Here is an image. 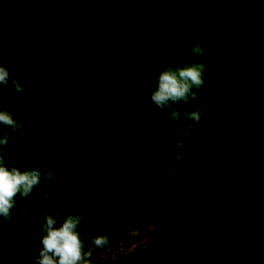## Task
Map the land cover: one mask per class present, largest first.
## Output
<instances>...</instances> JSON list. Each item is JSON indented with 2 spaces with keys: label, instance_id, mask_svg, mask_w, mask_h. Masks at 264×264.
I'll return each mask as SVG.
<instances>
[{
  "label": "trees",
  "instance_id": "16d2710c",
  "mask_svg": "<svg viewBox=\"0 0 264 264\" xmlns=\"http://www.w3.org/2000/svg\"><path fill=\"white\" fill-rule=\"evenodd\" d=\"M155 2L160 4L151 6L150 0H0V62L21 77L24 94L33 102H42L46 89L56 92L54 81L62 93L77 91L85 104L83 122L94 133L86 157L92 164L80 166L77 160L67 165V151L78 149V145L69 146L66 139L49 141L26 133L9 140L5 149L9 163L54 170L50 182L34 189L30 197L17 199L16 206L23 203L24 209L13 210L12 217L27 208H37L39 202L49 209L50 193L55 195L56 209L50 214L82 215L81 206L88 203L91 191L112 175H120L128 165L132 176L138 170L144 174L135 176L138 181L123 188V193L148 188L153 202H160V214L175 226L185 251L159 264H193L192 256L196 264H261L264 194L244 190L247 183L241 184L245 186L239 192L234 187L240 184L225 188L220 183L254 154L256 148L244 150L243 140L264 138V123L256 125V119L248 120L245 112L249 90L264 93V0ZM153 17L160 22L149 24L156 22ZM86 27H93V35L101 43L105 41L101 32L107 30L124 51L137 52L145 59L133 72V65L124 63V79L116 97L106 95L101 74L97 77L99 91L86 87L78 64L65 59L67 53L85 46L82 31ZM196 42L208 49L205 85L196 100L175 107L182 111L198 105L203 116L194 124L189 138L181 140L182 122L163 126L168 113L161 115L155 105L141 111L140 102L150 95L161 62L178 64L186 55L184 48ZM13 65L29 67L26 72L15 71ZM126 93L128 101L116 112ZM36 94L40 95L38 100ZM258 116L264 119V97L258 102ZM248 124L251 131L244 132ZM59 149L64 152L60 160L56 156ZM142 160L143 167L136 169L134 165ZM216 161L222 163L217 173L211 169ZM205 177L210 180L208 187ZM0 220L7 225L12 218ZM101 224L105 225L102 229L108 228ZM144 226L140 222L130 224L124 229L125 237ZM104 230L92 232L88 241L103 235ZM139 237L142 235L131 240ZM240 237L242 245H231ZM123 238L111 242L114 249L120 247L118 241Z\"/></svg>",
  "mask_w": 264,
  "mask_h": 264
},
{
  "label": "rangeland",
  "instance_id": "374dc122",
  "mask_svg": "<svg viewBox=\"0 0 264 264\" xmlns=\"http://www.w3.org/2000/svg\"><path fill=\"white\" fill-rule=\"evenodd\" d=\"M150 2L151 6L160 4V2L153 4V0H150ZM149 13L150 15L154 14L151 7H149ZM152 19L156 22L149 21V24L160 22L156 17ZM92 28L86 27L82 31L85 46L75 48L72 54L67 53L65 59L68 62L73 60L74 64H78L77 71L86 87H91L96 92L99 91L97 77L101 74L105 77L102 79V83L107 86L108 92L106 95L116 97L120 93V83L124 79L123 72L125 69L122 67L124 63L127 62L131 67L133 65L131 70L133 72L145 63V59L139 57L137 52L129 51L127 53V51H124L120 42L107 30L101 32V37L105 40L101 43L93 35ZM0 65L3 64L0 62ZM17 66H12L15 71L26 72L29 67V65ZM10 73L12 78L21 82V77L14 76L11 71ZM52 85L56 88V92H47L46 89L45 96L41 95L45 99L42 102H33L26 93H17L9 84L8 88L0 89V106L7 105L16 119L24 121L26 133L49 141L66 139L69 146L72 144L78 145V149L67 151V165L72 160H77L78 166L82 163L91 165L92 162L87 160L86 157L90 153V141L94 139V133L83 122L85 104L77 91L62 93L55 81ZM124 85L126 88L129 87L128 82H124ZM39 97L40 95H37L35 98L38 100ZM263 97L264 93L262 91L250 89L245 99L248 110L245 111L248 113L247 119H256L255 123L259 126L264 123V119L262 116H255L258 111V102H261ZM128 99L129 95L124 94L119 104L116 105L115 111L120 112ZM251 108L253 110L250 113ZM5 130L8 129L0 127V133ZM242 130L244 132L251 131L250 125L248 124ZM242 146L244 150L256 148L254 154L246 157V159L250 158L247 163H241L234 171L232 170L233 172L230 171L226 174L220 185L225 188H233L235 185L240 184V187H234L239 192L245 186H241V184L247 183L248 187H245L244 190L255 195H263L264 138L262 135L259 138L250 137L243 140ZM56 156L59 160L62 159L64 156L63 150L59 149ZM144 163L143 160L139 161L134 167L141 169ZM234 164L235 160L233 161ZM211 166L212 171L217 173L221 171L222 163L216 161ZM128 168L127 165V169L120 175H112L106 182L98 186L99 188L93 192L91 191L88 203L81 206L82 216L85 217L82 221V228L84 233L89 234L88 238L92 232L98 233L100 230H104L102 227L105 225L101 223L108 225V228L105 227L103 235L113 237L111 242L124 237L118 241L120 244L118 249H114L113 246L110 249H96L92 255L94 264H159L183 255L185 251L180 245L175 226L160 214L158 209L160 202H157L159 204L153 202L150 190L143 187L135 193H123V188L128 187L133 181H138V177L135 176H143L144 174L138 170L137 175L132 176ZM204 185L206 187L210 185V180L207 177L204 178ZM48 197L51 200L49 209L44 208V202H39L37 208H27L19 212L12 217V221L7 225H4L0 220V264H35L36 255L40 251L39 240L44 215L53 213L56 210L54 205L55 195L50 193ZM256 198V196H253V200H256ZM23 209L24 204L21 203L14 210ZM138 222L144 223L145 226L142 229L131 231L125 237L124 229L130 224ZM139 235H142V237L131 240V237H138ZM88 243L90 244L91 241H88ZM125 243L127 244L125 245ZM242 243L243 239L240 237L231 242V245L240 246ZM258 246L261 248L260 245ZM260 258L262 260V262L260 261L261 264H264L263 251L260 252ZM191 259L193 264L197 263L194 256Z\"/></svg>",
  "mask_w": 264,
  "mask_h": 264
},
{
  "label": "clouds",
  "instance_id": "9594fccd",
  "mask_svg": "<svg viewBox=\"0 0 264 264\" xmlns=\"http://www.w3.org/2000/svg\"><path fill=\"white\" fill-rule=\"evenodd\" d=\"M208 49L199 42L184 48L185 56L180 62L168 65L161 62L160 71L153 77L154 87L147 99L140 102V110L155 105L161 115L168 113L163 126L172 127L182 122L184 131L180 139L189 138L194 124L199 123L203 110L198 106L184 107L181 111L176 105L181 102L189 105L196 100L205 85V74L208 67L206 54ZM12 85L17 93H24L25 88L18 79L12 78L7 67L0 65V89ZM0 127L8 133L0 136V217L10 220L19 197L24 199L33 194L34 189L50 182L53 169L43 171L23 164L9 163L6 160V147L9 140L26 135L25 123L15 118L7 105L0 106ZM85 217L69 212L66 215L45 214L41 225L39 240L40 251L35 264H94L92 255L96 249H110L108 235H99L88 243V235L83 232L82 221Z\"/></svg>",
  "mask_w": 264,
  "mask_h": 264
}]
</instances>
